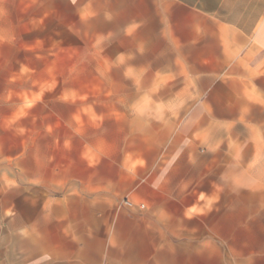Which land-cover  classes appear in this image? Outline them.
<instances>
[{"label": "crops", "instance_id": "obj_1", "mask_svg": "<svg viewBox=\"0 0 264 264\" xmlns=\"http://www.w3.org/2000/svg\"><path fill=\"white\" fill-rule=\"evenodd\" d=\"M29 2L22 28L34 44L36 33H51L52 18L66 19L68 32L91 44L86 49L114 51L111 66L140 81L150 74L153 84L141 86L139 96L156 98L154 105L130 107L129 116L115 117L125 125L117 132L123 149L107 157L112 170H97L94 158L81 154L84 169L77 175L52 166L51 147L61 138L53 136L45 116L38 123L34 116L27 141L13 144L6 134L11 124L0 113V167L25 156L30 162L27 173L12 176L13 184L29 189V264H211L210 252L164 249L166 239L180 236L179 194L193 197L182 206L186 215L196 194L193 184L175 189L169 180L180 162L193 175L199 148L209 154L227 148L233 137H251L253 155L258 153L264 130V0ZM4 13L0 50L5 40L11 48L15 43L3 36ZM17 26L20 21L10 22L7 33ZM45 66V57L21 61L0 52V82L36 81V75H50ZM212 99L221 100L216 105ZM237 126L242 130L234 133ZM238 180L249 184L244 175ZM125 200L143 209H130ZM169 205L175 213L166 212Z\"/></svg>", "mask_w": 264, "mask_h": 264}, {"label": "rangeland", "instance_id": "obj_2", "mask_svg": "<svg viewBox=\"0 0 264 264\" xmlns=\"http://www.w3.org/2000/svg\"><path fill=\"white\" fill-rule=\"evenodd\" d=\"M31 8L29 0H0V11L5 12L3 36L14 37L15 42L11 48L5 40L0 52L5 58L21 61L33 55L45 57V68L50 71V75L47 71L36 75V81L0 82V113L11 124L6 134H11L13 144H22L27 141L33 117L38 123L45 116L53 136L61 138V144L51 147L53 167L77 175L84 169L80 162L83 154L94 158L97 170L110 171L112 162L107 157L123 149L117 132L125 123L116 119L129 116L130 107L155 104L156 98L139 96L141 86L153 84L150 74L140 81L138 75L124 74L123 67L111 66L114 51L86 49L91 44L69 33L66 19L52 18L51 33H36L34 44L32 35L22 28L26 20L22 13ZM12 21L21 23L20 28H13V34L7 33L11 28L6 27ZM220 100L212 99L216 105ZM236 128L234 133L242 130ZM259 132L255 155L251 137H233L227 140V148H213L209 154L199 148L192 163L193 175L192 167L184 171L183 162L179 163L181 169L169 182L175 189L193 184L195 207L186 215L182 206H190L193 197L179 194L180 236L166 239L164 249L210 252L211 264H264V130ZM29 168L27 156L0 167V264H29L26 233L33 214L26 203L29 189L27 184L12 183L18 170L27 173ZM240 175L246 176L249 184L240 183ZM258 179L261 183L254 186ZM166 212L176 211L170 207Z\"/></svg>", "mask_w": 264, "mask_h": 264}, {"label": "built area", "instance_id": "obj_3", "mask_svg": "<svg viewBox=\"0 0 264 264\" xmlns=\"http://www.w3.org/2000/svg\"><path fill=\"white\" fill-rule=\"evenodd\" d=\"M124 204H125V206H127V207H129V208L132 207V204H131L128 200H125V201H124ZM138 208H139V209H143V205H140Z\"/></svg>", "mask_w": 264, "mask_h": 264}]
</instances>
